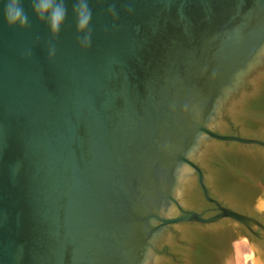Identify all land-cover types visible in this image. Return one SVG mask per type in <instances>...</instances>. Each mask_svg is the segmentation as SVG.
<instances>
[{
  "label": "water",
  "instance_id": "1",
  "mask_svg": "<svg viewBox=\"0 0 264 264\" xmlns=\"http://www.w3.org/2000/svg\"><path fill=\"white\" fill-rule=\"evenodd\" d=\"M78 2L54 33L0 0V264H158L171 224L225 217L264 239L181 207L193 172L210 200L195 161L218 140L264 147L222 123L264 65V0H88L83 30Z\"/></svg>",
  "mask_w": 264,
  "mask_h": 264
},
{
  "label": "flooded vegetation",
  "instance_id": "2",
  "mask_svg": "<svg viewBox=\"0 0 264 264\" xmlns=\"http://www.w3.org/2000/svg\"><path fill=\"white\" fill-rule=\"evenodd\" d=\"M222 123L227 126L225 134L264 141V65L253 74L251 83L232 98ZM218 141L221 149L216 144L209 148L206 166L195 161L204 175L210 200L199 185L198 173L193 172L185 187L188 202H181V207L210 217L219 212V204L264 225V209L258 211L254 208L255 199L264 189V147ZM231 142H236L238 147L230 146ZM225 156L239 161H225ZM172 215H180L176 207ZM255 232L260 233V229L256 227ZM239 240L246 241L242 250L252 253L248 260L253 259L255 251L264 261V239L228 217L211 223L171 224L165 242L156 247L154 258L158 264H231V261L238 264V255H245L238 252L236 244Z\"/></svg>",
  "mask_w": 264,
  "mask_h": 264
},
{
  "label": "clouds",
  "instance_id": "3",
  "mask_svg": "<svg viewBox=\"0 0 264 264\" xmlns=\"http://www.w3.org/2000/svg\"><path fill=\"white\" fill-rule=\"evenodd\" d=\"M33 13L40 19L45 20L50 31L58 32L67 14L64 0H33ZM78 28L83 30L91 20V10L88 0H79L77 8ZM4 19L9 25L24 26L28 23V15L21 7L20 0H6L4 7Z\"/></svg>",
  "mask_w": 264,
  "mask_h": 264
},
{
  "label": "rangeland",
  "instance_id": "4",
  "mask_svg": "<svg viewBox=\"0 0 264 264\" xmlns=\"http://www.w3.org/2000/svg\"><path fill=\"white\" fill-rule=\"evenodd\" d=\"M245 243H246L245 240H239V242L236 244L239 254L240 253H244L245 254L244 256H241V254L238 255L239 256L238 257V264H245V260L249 259L250 256H252V253H250L248 250H246V249L242 250L243 249V244H245Z\"/></svg>",
  "mask_w": 264,
  "mask_h": 264
},
{
  "label": "trees",
  "instance_id": "5",
  "mask_svg": "<svg viewBox=\"0 0 264 264\" xmlns=\"http://www.w3.org/2000/svg\"><path fill=\"white\" fill-rule=\"evenodd\" d=\"M219 148L221 149V147L219 146ZM223 160H225V161H230V162H233V163H237L239 160H237V159H235V158H230L229 156H225L224 158H223Z\"/></svg>",
  "mask_w": 264,
  "mask_h": 264
}]
</instances>
